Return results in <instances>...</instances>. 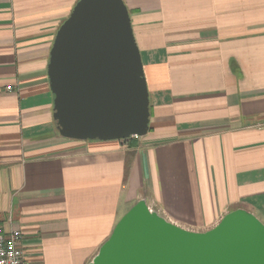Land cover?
I'll return each instance as SVG.
<instances>
[{
    "label": "crops",
    "instance_id": "1",
    "mask_svg": "<svg viewBox=\"0 0 264 264\" xmlns=\"http://www.w3.org/2000/svg\"><path fill=\"white\" fill-rule=\"evenodd\" d=\"M78 0H0V230L32 264H88L134 204L192 232L264 226V0H123L149 130L62 138L49 52Z\"/></svg>",
    "mask_w": 264,
    "mask_h": 264
},
{
    "label": "water",
    "instance_id": "2",
    "mask_svg": "<svg viewBox=\"0 0 264 264\" xmlns=\"http://www.w3.org/2000/svg\"><path fill=\"white\" fill-rule=\"evenodd\" d=\"M62 138L117 141L148 133L149 97L123 0H78L56 31L47 66ZM88 264H264V226L237 209L204 232L134 204Z\"/></svg>",
    "mask_w": 264,
    "mask_h": 264
},
{
    "label": "built area",
    "instance_id": "3",
    "mask_svg": "<svg viewBox=\"0 0 264 264\" xmlns=\"http://www.w3.org/2000/svg\"><path fill=\"white\" fill-rule=\"evenodd\" d=\"M22 240L19 230H0V264H32L22 248Z\"/></svg>",
    "mask_w": 264,
    "mask_h": 264
},
{
    "label": "rangeland",
    "instance_id": "4",
    "mask_svg": "<svg viewBox=\"0 0 264 264\" xmlns=\"http://www.w3.org/2000/svg\"><path fill=\"white\" fill-rule=\"evenodd\" d=\"M122 217V216H121Z\"/></svg>",
    "mask_w": 264,
    "mask_h": 264
}]
</instances>
